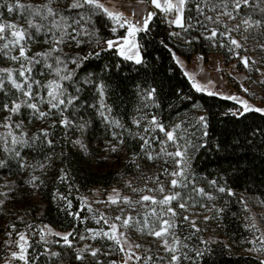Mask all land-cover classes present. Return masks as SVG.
<instances>
[{
  "label": "snow or ice",
  "instance_id": "6c2138e0",
  "mask_svg": "<svg viewBox=\"0 0 264 264\" xmlns=\"http://www.w3.org/2000/svg\"><path fill=\"white\" fill-rule=\"evenodd\" d=\"M138 3L154 7L151 10L145 7L141 13L133 10L131 15H125L122 11L111 10L101 0H42L40 3L0 0V9H6L8 15L17 14L15 20L5 19L4 12L0 11V56L11 61L9 66L0 67V111L5 113L0 117V128L3 129L0 132V170L11 172L12 162L15 161L18 171L28 170L23 184L33 190V195L37 194L44 181L35 173L37 170L44 171L52 167L56 154L48 152L42 161H30L25 151L54 148L55 141L50 137L57 123L64 126L65 130L75 127L81 133L87 131L91 119L80 117L77 123L68 115L69 112L75 115L76 107L83 99V110L93 109L106 127L123 129L119 133L115 130L111 132L117 143L105 141L106 153L118 152L119 146L124 143V132H127L142 140L139 148L143 159L151 162L163 159L166 163L171 158L176 168L171 172L167 168L161 170L166 178L171 177L167 190L158 174L139 177L138 179H143V186H135L133 179L124 180V187L129 189L130 194H122L120 189L113 187L106 202L115 205L119 214L114 217L102 212L98 216L93 215V220L98 224L103 221L108 227L86 228L88 237L80 234L81 241L89 238L93 241L97 238L105 241L107 250L85 243L75 248V260L84 264L87 256H90L92 264H105L99 259L100 255L108 257L115 251L122 254L121 259L108 260L107 264H133V261L135 264H184L185 261L188 264H198L205 252L212 251L210 245L219 241L197 235L206 231L197 221L201 216L205 223L212 219H222L224 212V208L217 207L214 203L209 207L204 201L216 200L217 193L227 194L228 197L237 195L233 188L221 182L223 176L207 180L212 191H206L205 187L198 183L197 173L192 168L195 153L208 143V114L204 113L195 118L201 126L202 142H193L187 135V130L183 128L182 121L166 127L157 115L142 114L140 109H137V115L132 117V124L139 128L141 121L146 120L147 123L143 125V132H132L112 115L113 106L107 103L109 86L98 73L90 69L91 58L113 50L126 61H134L137 65L144 63L145 58L141 55L137 34L147 35L151 31L150 21L161 15L162 22L166 20L168 24L179 29L168 35L177 38L181 42L178 46L182 49L195 50V45L200 44L201 47L226 50V56L237 57L238 64L242 62L248 72L258 73L259 82L264 83V55L259 58L241 55V51L248 53L259 50L264 53V0H138ZM193 11L194 16L186 15ZM21 19L25 23L21 24ZM160 43L168 47L163 40ZM36 44L46 47L33 52L32 48ZM169 50L172 59L183 70L196 92L223 96L227 100L235 101L239 107L228 108L225 116L243 119L250 112L264 114V106H256L238 94H226L217 88L213 79L207 78L204 82L198 80L197 73L190 72L176 52ZM204 59L203 53H197L194 62ZM115 66L119 67L118 64ZM109 67L111 65H103L100 72ZM235 68L236 65H233L228 73L230 76ZM215 70L221 71L218 63ZM200 71L203 73V69ZM219 79L223 81L222 76ZM8 85L15 91V96ZM135 87L144 108L152 105L159 107L155 87L142 88L140 84ZM240 87L244 93H249L243 83ZM93 92V102L89 104L86 96ZM193 107L202 108V105L194 104ZM53 116L58 117V120L53 119ZM33 120L49 123L29 135L27 124ZM157 130L164 133L165 139L155 135ZM257 132L264 138V128L258 127L253 130L252 135L255 136ZM64 139H67V136ZM154 141L159 143V151L154 150ZM169 142L174 146V151L168 150ZM72 143L78 145L85 153L88 152L80 137ZM220 148L221 145L217 143L216 149ZM60 156H63V153ZM139 158L141 153L138 152H133L128 158V163L133 165L137 172H141V165L137 162ZM101 159L106 161L108 156L105 155ZM59 171L57 179L66 180L65 169L61 167ZM149 183L155 187H149ZM9 184L16 185V181H6L4 185H0L3 189L0 190V197H3L0 198V210L9 198L8 194L16 190L15 187H9ZM55 196L65 200L67 208L71 209L72 202L67 197L58 192L53 198ZM252 199L239 195L237 202L241 204L242 210L248 213L244 217L247 221L244 227L252 233L251 239L247 241L251 245L248 251L257 254L259 264H264V227L260 224V221H264V213L252 211L248 203ZM253 202L264 207V197L256 196ZM85 205L91 212L92 204L88 203L87 197H81L80 206ZM138 208L142 211H137ZM201 210L209 214L202 215ZM213 211L215 216L211 215ZM69 215L79 217V213L75 212H69ZM18 219L22 221L23 217ZM11 227L15 231V225ZM185 229L188 234L181 235ZM129 230H134L142 237H151V244L158 242L156 251L153 252L149 244L130 240ZM15 234L18 237L15 241L16 250L8 249L9 255L3 260V264H38L40 253H29L31 245L25 231ZM7 235L11 237L12 232ZM71 235V232H55L51 227L44 225L40 228V239L37 243L45 245L44 255L59 258L60 252L51 251L47 247L46 236L62 237L63 244L71 248ZM194 236L199 241V246L193 247L188 243ZM11 243L10 240L5 241V244ZM223 247L228 248L229 245L225 243Z\"/></svg>",
  "mask_w": 264,
  "mask_h": 264
},
{
  "label": "trees",
  "instance_id": "16d2710c",
  "mask_svg": "<svg viewBox=\"0 0 264 264\" xmlns=\"http://www.w3.org/2000/svg\"><path fill=\"white\" fill-rule=\"evenodd\" d=\"M22 2L40 3L42 0H22ZM191 7L194 9V5ZM0 11L4 12L5 19H16L17 14L8 15L6 9H0ZM186 15L194 16L195 12L186 13ZM19 22L21 24L25 23L23 19ZM150 25L151 31L147 35L138 33L137 36L141 46V55L145 58L144 63L137 65L134 61H126L123 57H119L113 50H107L106 53H101L99 57L91 58L90 69L98 73L109 86L107 103L113 106L112 115L118 118L125 128L131 129L132 132H143V125L147 123L146 120L141 121L139 128L132 124V117L136 116L137 109H140L142 114L157 115L166 127L182 121V126L187 130V135L195 143L201 140V126L195 118L204 113L208 114L209 127L207 129L208 136L206 137L208 143L195 153L192 168L197 173L198 183L200 186L205 187L206 191H212L207 184V180L223 176L221 182L233 188L237 195L228 197L227 194L217 193L216 200L212 202L204 201L209 207L214 203L217 207L224 208V212L222 213V219H212L205 223L201 216L197 221L202 229H206V231H202L197 235H202L205 239H207V235L216 236L219 241L210 245L212 251L205 252L203 258L198 260V264H259L257 254L244 250L251 247L247 241L251 239L252 233L244 227L247 222L244 217L248 213L242 210V206L237 202V199L239 195H244L246 198L252 197L253 199L248 201L251 206L256 196L264 197V138L259 132L255 136L252 135L253 130L258 127L264 128V114L250 112L243 119L225 116L224 113L228 108L239 107L235 101L227 100L222 96H210L207 93L196 92L191 87L188 78L183 74V70L172 59L169 50L171 49L176 54L190 60L197 53H203L205 57H208L217 49H210L206 46L201 47L200 44L195 45V50L182 49L178 46L181 42L177 38L168 35L173 30L178 31L179 29L175 25L168 24L166 20L162 22L161 15L154 17L150 21ZM253 35L255 36V34ZM250 39L252 41V37ZM161 40L168 47L161 44ZM43 47H46V45L36 44L33 46L32 51H38ZM242 53L243 51H241ZM10 64L11 61L0 56V67H7ZM117 64L119 67L115 66ZM103 65H111V67L104 72H100ZM12 66L16 67V65ZM242 69L245 68L242 66ZM136 84H140L142 88L155 87L157 89L156 101L159 103V107L152 105L144 108L140 97L137 95ZM8 88L10 89V85H8ZM11 91L12 95L15 96V91ZM93 95L94 92L87 94V103L91 104L93 102ZM185 97H190V99ZM84 102L82 99L81 104L77 105L75 115L71 112L68 115L70 119L77 123H79L80 117L85 120L91 119L92 122L87 131L81 133L75 127H69L67 130L63 129L64 137L67 136V139H65L66 144L75 151V154H71V159H73L71 168L74 173H79L78 179L82 182L80 191L75 186L59 182L57 180L58 167L52 166L44 171L37 170L35 173L44 181V185L40 190L48 189L47 196H43L41 200L36 201L33 190L23 184V178L28 176V170L18 171L15 161L12 162L11 172L0 170V185H4L6 181H16V185L9 184V187H15L16 190L8 194L9 198L0 210V227L11 230L14 235H16V232L25 231L31 245L29 253H40L38 264H80L79 261L75 260V248L81 247L85 243L94 247H103L104 250H107L105 241L99 238L95 241L90 238L81 241L80 234L88 237L89 234L86 233V228L98 229L104 227L106 229L108 227L103 224V221L98 224L96 220L92 219L93 215L98 216L102 212L105 215L114 217L119 214L115 205L106 202L107 195L112 188L120 189L122 194H130L129 189L124 187V180L133 179L135 186H143V179H138L139 177L158 174L160 181L164 183L167 190L171 177L166 178L161 170L167 168L171 172L176 168L174 160L171 158L166 163L163 159L155 162L143 159V153L139 148L142 140L138 136L129 135L127 132H124V143L119 146L118 152L106 153L104 151L105 141L110 140L114 144L117 143L111 136V132L115 130L119 133L123 129L106 127L101 118L95 115L93 109L86 111L82 109ZM194 104L202 105V108H194ZM3 115L5 113L0 111V117H3ZM52 118L58 120V117L53 116ZM48 123L49 121L33 120L30 124H27L26 121L29 135L37 131L38 128L47 126ZM59 126L61 125L57 123L53 129V135ZM2 131L3 129L0 128V132ZM155 135L159 136L160 139H165L164 133L159 132V130L156 131ZM77 137H80L86 144L87 153L80 149L78 145L72 143ZM217 143L221 145L220 150L216 149ZM159 147V143L154 141V150L159 151ZM168 150H175L171 142H169ZM133 152L141 153V158L137 161L141 165V172H137L134 166L128 163V158ZM25 154L30 161L33 159L43 160V158L35 156V151L27 150ZM105 155L108 156L106 161L101 159ZM76 164L77 166H80V164L83 166V168H80L81 172H79L80 169H77ZM102 172L113 173L115 176L108 177L105 181L95 182L94 180L91 182L92 184H87L90 173L98 175ZM149 187H155V185L149 183ZM0 190L3 189L0 188ZM57 192L62 193L72 202L71 209L67 208L66 201L61 200L59 196L53 198ZM156 195L159 194L156 193ZM81 197H87L88 203L92 204L91 212L88 211L86 205L84 207L80 206ZM100 198H103V200H100ZM226 200L227 204H225ZM96 201H105V203H97ZM137 211H142V209L138 208ZM69 212L79 213V217L69 215ZM201 212L202 215L209 214L203 210ZM211 215L215 216L216 213L213 211ZM18 217H23V220L21 221ZM11 225H15V231H13ZM28 225L31 227H26ZM44 225L51 227L56 232L72 233L70 236L73 241L71 248L63 244L62 237L54 236L53 241H60V243H53V241L48 243L47 247L51 251L61 253L59 258H49L44 255L45 245L37 243L40 239V228ZM185 234H188L187 229L181 233V235ZM129 238L133 242L149 244L153 252L156 251L158 242L157 244H151V237H142L134 230H129ZM188 243L193 247L199 246V241L195 236ZM225 243L229 245L228 248L223 247ZM121 256L122 254L113 251L111 256L105 257L101 254L99 259L107 264L108 260H120ZM5 258L6 253L0 252V262ZM84 264H92L90 256H87ZM133 264H135L134 261ZM184 264H188V262L185 261Z\"/></svg>",
  "mask_w": 264,
  "mask_h": 264
},
{
  "label": "rangeland",
  "instance_id": "374dc122",
  "mask_svg": "<svg viewBox=\"0 0 264 264\" xmlns=\"http://www.w3.org/2000/svg\"><path fill=\"white\" fill-rule=\"evenodd\" d=\"M107 7H109L111 10H117L124 12L125 15H131L133 10H135L137 13H141L145 7H148L149 10H151V5H146L144 3H138V0H101ZM138 36V34H137ZM137 42L138 37H136ZM252 41L249 40V46L251 47ZM181 60L184 62L185 67L190 72H196L197 73V79L201 82H204L207 78H211L214 81H216V86L221 91L225 92L226 94H238L250 101V103L256 105V106H264V83H260V76L255 71L248 72L246 69H242L241 64L237 63L238 58L237 57H230L226 56V50L217 49L214 53L210 54L208 57H205L203 61H196L194 62V58L197 56L195 54L190 60L185 59L183 56L177 54ZM241 55H252L259 58L260 56L264 55V53L257 50L256 52H243ZM219 64V67L221 71L217 72L216 65ZM236 65V68L234 71H232V75L230 76L228 73L232 70V66ZM201 69H203V73H201ZM223 77V81H221L219 78ZM235 77V79H234ZM255 81V82H254ZM243 83L245 87L249 89V93H244L242 88L240 87V84ZM223 97V96H222ZM64 126H59L57 130L55 131L52 139L55 141L54 148H48L45 147L43 149H37L35 151V156L37 158H43L44 155H46L48 152H54L56 156L52 160V166L58 167L57 169V177L60 175V168L63 167L65 171L67 172V179L66 180H58L59 182H63L68 184L69 186H75L80 191V184L82 182L78 179L79 173H74L73 169L71 168V164L73 163V159H71V154H75L74 149L69 147L64 139ZM63 153V156H60V154ZM59 157V158H57ZM77 166V164H76ZM83 168V166L80 164V166H77V169ZM81 172V169L80 171ZM90 179H87V184L95 180V182H101L105 181L108 177L115 176L113 173H107L102 172L98 175H95L93 173H90L89 175ZM84 187V186H83ZM98 193V192H97ZM48 189H39L38 193L35 194L34 199L36 201L41 200L43 196H47ZM99 194V193H98ZM99 200V199H98ZM100 200H103V198H100ZM252 211L254 213H264V208L261 206L256 205L253 203L251 205ZM259 219V217H258ZM261 227H264V221H260ZM54 230V229H53ZM55 231V230H54ZM8 232H12L8 229H3V227H0V252H5L6 257H8L9 252L8 249L16 250L15 241L18 239L16 235L13 234L9 237L7 235ZM56 232V231H55ZM26 234V233H25ZM27 236V234H26ZM28 237V236H27ZM212 237L213 239H218L216 236H210L207 235V238ZM10 240L12 241L11 244H5V241ZM46 240L48 243H51L54 240V236H46ZM249 248L244 249L245 251H248ZM0 264H3V261L0 262Z\"/></svg>",
  "mask_w": 264,
  "mask_h": 264
}]
</instances>
